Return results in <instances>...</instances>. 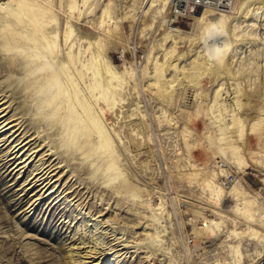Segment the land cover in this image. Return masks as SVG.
<instances>
[{"label": "rangeland", "instance_id": "1", "mask_svg": "<svg viewBox=\"0 0 264 264\" xmlns=\"http://www.w3.org/2000/svg\"><path fill=\"white\" fill-rule=\"evenodd\" d=\"M26 1L40 8L37 21L28 11L26 26L0 16V264H254L264 254V236L247 231L250 224L264 233V3L204 39L191 15L172 13V0L165 7L161 0ZM17 5L0 0V14ZM21 29L38 44L17 35ZM44 35L55 41L47 59L73 94L70 103L83 113L86 100L109 132L112 166L94 131L65 143L64 94L46 102L53 88L38 92L49 70L30 56L43 52ZM206 44L229 46L234 74L213 68ZM203 59L209 69L193 82L186 75ZM106 60L123 76L110 107L100 88H90ZM161 62L160 80L154 67ZM236 95L242 102L234 107ZM235 116L244 124L238 137ZM255 120L260 130L252 129ZM234 183L251 201L253 222L235 209L237 190L226 191Z\"/></svg>", "mask_w": 264, "mask_h": 264}, {"label": "bare ground", "instance_id": "2", "mask_svg": "<svg viewBox=\"0 0 264 264\" xmlns=\"http://www.w3.org/2000/svg\"><path fill=\"white\" fill-rule=\"evenodd\" d=\"M170 1L171 0H161V4L163 5V7H165V6H167L168 5V3H170ZM224 2V0H202V2H203V4L202 5H200V6H198V5H196V4H193L192 2H191V0H187V2H188V4H187V6H186V8H185V10H182V11H178V12H174L173 10H172V13H174L176 16L177 15H179V16H185L184 15V13H188V15H191L193 18H194V20L198 23V25H201V27L203 28V32H205L204 31V26L206 25V24H208V23H210V22H213V21H215V20H217L220 16H222L223 17V19H224V25H225V22L226 21H228L229 19H232V18H237V16L239 17V16H242V15H247V13L249 12V10L251 9V5L254 3V4H256V3H258V2H262V3H264V0H235L236 1V6H235V10H233L232 9V7H231V0L229 1V0H226L227 1V4L229 5V7H225V8H221V7H219L218 6V4H219V2ZM233 1V0H232ZM30 3L28 2V1H26V0H18V5H17V8H10L6 13H4V15H2V14H0V16L1 17H4V16H6V17H13L15 20H17V21H20V22H22V24L23 25H25V22H23V21H21L22 20V16H23V14H24V12L25 11H28V13L30 14V15H32V16H30L31 18V20H34V21H37V19L35 18V17H33V14H34V10L35 9H37V8H39L38 7V5H33L32 7H30L31 5H29ZM40 6V5H39ZM75 7V4H73V5H71V8H74ZM172 6H171V4H170V8H171ZM200 7V8H199ZM196 8H198V10H195ZM40 9V8H39ZM38 9V10H39ZM41 9H42V11L43 12H45V9H46V7H41ZM163 9V8H162ZM161 10V9H160ZM234 11H236V13H237V15L235 14H233V12ZM179 12H181V13H179ZM251 14V13H250ZM161 15V14H160ZM218 15V16H217ZM186 17V16H185ZM240 18V17H239ZM12 19V18H11ZM238 19V18H237ZM15 20H13V21H15ZM108 20V19H107ZM175 21H178V20H175V19H173V22H175ZM231 21L232 20H230V23H231ZM16 22V21H15ZM102 22V21H101ZM195 22V23H196ZM196 23V24H197ZM229 23V24H230ZM10 24H12V25H14L13 23H10ZM227 24V23H226ZM26 26V25H25ZM72 26V25H71ZM17 26H15L14 28H16ZM34 27V26H33ZM175 26H171V28H173V29H178V32H179V28L176 26L175 28H174ZM196 27V26H195ZM226 27V26H225ZM229 27V26H228ZM13 28V27H12ZM28 30H30L29 28H27ZM40 29V28H39ZM233 29V28H232ZM35 30V29H34ZM12 31V33L11 34H13V32H15L16 31V29H14V30H11ZM177 31V30H176ZM39 32H40V30H39ZM181 32V31H180ZM73 33V28H70V26H69V32L66 34V39H68L69 38V36L71 35ZM169 33H170V31H169ZM169 33H166V36H167V34H169ZM16 34L18 35H20L21 37H23V36H26L27 35V38L29 39V40H31V41H34L35 43H37L36 42V36H33V34L32 35H30V33L27 31V30H22L21 29V31H17L16 32ZM178 34V33H177ZM220 34L221 33H214L213 35H212V37L214 38V36L215 37H220ZM203 35V34H202ZM164 37V36H163ZM209 36H207L205 33H204V36H203V38L204 39H206V38H208ZM223 37H224V35H223ZM16 38V37H15ZM44 38L46 39V43H43V46H44V48L45 49H43V52H38V53H35L34 51L32 52V54H31V56L30 57H37V58H42L43 60H44V63H43V65L42 66H40V69H42V68H44V69H47V70H49V73L47 74V76H46V82L43 84H41V85H39V89H38V92H40L41 90H43L46 86L48 87V86H50V88H53V93L52 92H50V93H48L49 94V96L48 97H46V99H44L46 102H50V101H53L54 99H56L58 96H60L59 94H64V96H65V99H66V101L68 102V104H69V108H70V111H69V116H68V119H70V121H71V123H70V125H69V127H68V130L70 131V133H68V135L66 136V138H65V140H64V142L65 143H67V144H74L76 141H77V138L80 136V135H84V134H89L90 133V131H94V132H96L97 133V135H98V141H97V147H99V148H102V149H107L108 151H109V154H110V159H111V163L109 162L108 163V165L109 166H112L113 165V147H112V139H111V137H110V135H109V132L104 128V126H103V124L101 123V121L98 119V117L97 116H95L93 113H92V111L87 107L88 106V104H87V101L86 100H80L79 101V105L82 107V111H83V113H81V112H78V110L73 106V104L72 103H70V100H71V98H73L72 97V93H71V91L69 92L68 90H66V89H63L62 88V84H61V80H60V78H59V76H58V73H57V71L53 68V65L52 64H50V61H49V59H47V55H49V54H52L53 53V49H54V46H55V41H51V40H48L46 37H45V35H44ZM166 38V37H165ZM225 38V37H224ZM226 38H227V36H226ZM225 38V39H226ZM229 38V37H228ZM231 38V37H230ZM234 38V37H233ZM239 38V37H238ZM97 41V40H96ZM161 41V40H160ZM177 41V40H176ZM11 42V41H10ZM29 42V41H28ZM233 42V41H232ZM12 43V42H11ZM98 43V42H97ZM38 44V43H37ZM99 45H100V43H98ZM228 44H230V43H228ZM99 45L97 46V44H96V46L98 47V49H99ZM121 46V45H120ZM41 49V48H40ZM70 50V49H69ZM100 50V49H99ZM21 51H23V49H21ZM56 52V51H55ZM57 53V52H56ZM55 53V54H56ZM169 53V52H168ZM53 56V55H52ZM205 56V55H204ZM68 58H69V62H71V61H73V58H74V56H73V54H71V52L70 51H68ZM106 58V57H105ZM159 58V57H158ZM226 57L224 58V60H223V62L222 63H217V64H214V67L213 68H215V69H221L222 71H225V72H229V73H233L232 71H229L230 69V67L228 66V63H227V61H226ZM99 60V59H98ZM62 61V65H64L65 64V62L66 61H68V60H66V61H63V60H61ZM107 61V64L104 66V67H100V68H98L97 67V70L95 71V74H98V75H100V79H98L97 78V80L95 79V81L92 83V84H90V88H91V90L92 89H94V88H100V94H101V96L105 99V101H106V103L108 104V106L110 105H116V96H115V94H116V92H117V88L119 87V85H121L122 83H123V76L120 74L119 75V71L117 70V68L118 67H116V66H114V64L112 65V64H110L111 62L109 61V60H106ZM196 62L194 63L195 65H193L192 67L193 68H195V70L194 71H192L191 73H190V75H186V77H188V76H191V78L193 79V80H196V81H193V82H196V83H198L200 80V77L205 73V71L207 70V69H209V64L208 65H206V61L203 59V60H195ZM205 61V62H204ZM28 62L29 61H27V62H25L24 63V65H27L28 64ZM103 62V61H102ZM98 64H99V62H98ZM230 64V63H229ZM93 65H96V64H94L93 63ZM169 65V64H168ZM175 65V64H174ZM234 65V64H233ZM163 64H162V62L161 63H159V64H155V67H154V74H155V77L157 78V79H160L161 80V78H162V76H163V74H164V72H163ZM212 68V69H213ZM33 68H31L30 70H28V72L26 73V74H31V73H33V70H32ZM37 69H39V67L37 68ZM168 69V68H167ZM212 69H210L209 70V72L211 71L212 72ZM215 69H214V72H216V73H214L213 75H218L219 76V74H221V72L219 71V73H218V71L216 70L215 71ZM224 72V74H226ZM237 72V71H236ZM121 73V72H120ZM213 73V72H212ZM228 73V74H229ZM235 73V72H234ZM233 73V74H234ZM188 74V73H187ZM233 74H230L231 76L233 75ZM183 75H184V73H183ZM223 76V75H222ZM185 77V76H184ZM233 77V76H232ZM230 78V77H229ZM113 79H115V81H113ZM191 79V80H192ZM36 80H38V79H36ZM234 80V79H233ZM49 81H51V83H49ZM263 81V80H262ZM35 83L34 84H37L36 83V81H34ZM91 83V82H90ZM159 83V82H158ZM161 83V85H159V86H166L167 87V85L168 84H165V82H164V80H163V84H162V82H160ZM195 84V83H194ZM257 85V84H256ZM158 88V87H157ZM163 88V87H162ZM159 89H161V88H159ZM65 90V91H64ZM90 90V91H91ZM237 90V89H236ZM239 90V89H238ZM237 90V91H238ZM75 94H78V88L77 87H74V89L72 90ZM234 92V91H233ZM221 93V92H220ZM242 93H244V92H242ZM246 93V92H245ZM242 97V96H241ZM241 97H240V95L239 96H237L236 95V97L233 99L234 101H233V104L232 105H234V107L235 106H240L241 105ZM215 98V97H214ZM254 98V97H253ZM224 99V98H223ZM209 102V101H208ZM132 103V102H131ZM114 105V106H115ZM243 105V104H242ZM39 106H41L40 104H39ZM109 106V107H110ZM133 106V105H132ZM220 106V105H219ZM211 108V107H210ZM236 109V108H235ZM249 109V108H248ZM262 109H264V107L262 108ZM261 109V110H262ZM263 111V110H262ZM238 116V115H237ZM259 120H261L260 119V117H259ZM257 120H255V122L253 123V125H252V129L253 130H257L258 129V127L260 126H258L257 127V125H258V122L260 123L261 121H258V122H256ZM4 122V121H3ZM234 122L235 123H237L236 125H237V127H238V129L237 128H235V130H237V137L238 136H241L242 135V133H243V125L241 124V119L239 118V117H236L235 116V119H234ZM233 122V123H234ZM234 123V124H235ZM243 123V122H242ZM264 123V122H263ZM263 123H262V125H263ZM8 123H6L5 125H7ZM87 125H89L90 127H89V129L88 130H86V128H87ZM10 126V125H9ZM7 127V126H6ZM233 127V126H232ZM1 128V130H2V127H0ZM3 128H5V127H3ZM258 130H260V129H258ZM235 132V131H234ZM258 132H260V131H258ZM257 132V133H258ZM264 132V131H263ZM232 135V134H231ZM225 136V135H224ZM260 136H262V135H260ZM258 137H259V133H258ZM263 137H261V139H262ZM232 141V140H231ZM236 142V141H235ZM22 146H24V145H22ZM22 146H20V149H21V147ZM22 148H24V147H22ZM233 148V147H232ZM253 149V148H252ZM19 150V149H18ZM235 150V153H237L236 154V162L238 163V165L239 166H243V163L245 162V161H247V160H244L243 159V157L241 156V155H239L240 153H239V150H238V148H237V146L235 147L234 146V149H233V151ZM251 162V161H250ZM22 163V162H21ZM247 165V164H246ZM44 170V169H43ZM42 170V171H43ZM222 171L224 172L225 170L224 169H222ZM41 173V172H40ZM42 175H44V174H42ZM229 175H233V174H229ZM229 175L228 176H224L223 177V182H222V184L223 185H227V183H228V181H230L232 178L230 177V178H228L229 177ZM43 177V176H42ZM41 178V177H40ZM39 179V178H38ZM42 179V178H41ZM227 180V182L225 183V181ZM42 181V180H41ZM40 182V181H39ZM43 183V182H42ZM233 184V183H232ZM46 185V184H45ZM44 185V186H45ZM220 187V189H222V187L221 186H219ZM227 189L228 190H226L228 193H231L232 194V192L234 191H236L235 193L236 194H234V195H236V196H233V198L235 197V199H236V204H235V209L237 210V211H239V212H241V213H243V215H244V217H246L247 219H255L254 218V214H253V212H252V207L250 208V206H251V201L250 200H246L245 198H244V191H242V190H239V188L236 186V184L234 183V185H229V187H227ZM219 192V191H218ZM239 200H241L245 205H243V206H239L238 205V201ZM254 205V204H253ZM255 213V212H254ZM220 214H222V213H220ZM221 216H223V215H221ZM243 217V218H244ZM264 217V214L262 215V218ZM264 219V218H263ZM253 220H252V222H253ZM216 224H219V222H215ZM255 223V222H254ZM262 224L264 225V222H262ZM205 227V226H204ZM246 228V227H245ZM247 228H248V233L249 234H251V235H253V236H258V237H262V236H264V233L263 232H261L260 230H258V229H256V228H254V227H252L250 224L248 225L247 224ZM247 234V233H246ZM245 235V234H244ZM252 236V237H253ZM235 246V255H236V257H237V259H238V261H240V257L242 256V251H240V249L238 248V246H239V242L237 243V245H234ZM90 257H94L93 255H89ZM223 258H225V257H223ZM89 261V260H88ZM253 261H254V259H253ZM256 261V260H255ZM97 263V262H96ZM215 264H231V262H229V263H224V262H222V260L221 261H216V262H214Z\"/></svg>", "mask_w": 264, "mask_h": 264}, {"label": "clouds", "instance_id": "3", "mask_svg": "<svg viewBox=\"0 0 264 264\" xmlns=\"http://www.w3.org/2000/svg\"><path fill=\"white\" fill-rule=\"evenodd\" d=\"M199 3L200 0H197ZM204 31L207 36H212L214 33L224 32V19L220 16L217 20L210 22L204 26ZM229 51L227 44L221 46L219 44H206L205 54L210 62L222 63Z\"/></svg>", "mask_w": 264, "mask_h": 264}, {"label": "built area", "instance_id": "4", "mask_svg": "<svg viewBox=\"0 0 264 264\" xmlns=\"http://www.w3.org/2000/svg\"><path fill=\"white\" fill-rule=\"evenodd\" d=\"M189 1V0H188ZM191 2L193 4H196L198 6L202 5L203 2L202 0H200V2L198 3L197 0H191ZM188 2L187 0H172V3H171V9L174 11V12H178V11H182V10H185L186 6H187ZM227 1L224 0V2H219L218 6L221 7V8H225L227 5ZM181 13V12H179ZM232 177V175H229L228 178ZM227 182V180L225 181V183ZM254 264H264V254L259 256L256 261L254 262Z\"/></svg>", "mask_w": 264, "mask_h": 264}]
</instances>
